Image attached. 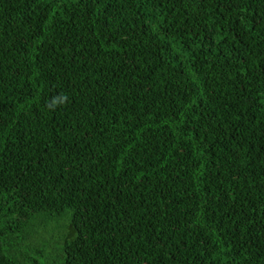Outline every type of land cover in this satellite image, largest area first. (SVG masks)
Wrapping results in <instances>:
<instances>
[{
  "label": "trees",
  "instance_id": "1",
  "mask_svg": "<svg viewBox=\"0 0 264 264\" xmlns=\"http://www.w3.org/2000/svg\"><path fill=\"white\" fill-rule=\"evenodd\" d=\"M0 264H264V0H0Z\"/></svg>",
  "mask_w": 264,
  "mask_h": 264
}]
</instances>
